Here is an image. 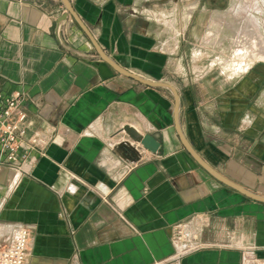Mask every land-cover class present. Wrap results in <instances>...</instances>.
Listing matches in <instances>:
<instances>
[{
    "label": "crops",
    "instance_id": "0c3cea01",
    "mask_svg": "<svg viewBox=\"0 0 264 264\" xmlns=\"http://www.w3.org/2000/svg\"><path fill=\"white\" fill-rule=\"evenodd\" d=\"M69 1L109 58L177 90L194 152L264 197V62L230 81L184 72L181 87L167 80L171 47L180 67L200 17L212 19L211 0ZM63 14L59 0H0V92L24 94L26 139H48L11 189L13 170L0 163V225L29 228L26 264H241L246 250L264 259V204L191 158L168 90L116 73L71 17L57 34ZM124 125L152 136L157 152L138 146L134 158L119 149ZM178 226L187 237L176 243Z\"/></svg>",
    "mask_w": 264,
    "mask_h": 264
},
{
    "label": "rangeland",
    "instance_id": "374dc122",
    "mask_svg": "<svg viewBox=\"0 0 264 264\" xmlns=\"http://www.w3.org/2000/svg\"><path fill=\"white\" fill-rule=\"evenodd\" d=\"M211 4L212 19H209V14L201 17L198 15L202 21V29L197 32V39L191 41V49L185 51L184 62L180 67L178 59L181 51H177L175 46L170 49L173 53L170 71L174 73V76L167 77V80L175 87H181L178 79L179 72L186 73L191 79L210 73L225 81L244 75L245 72L233 76V67L242 62L234 58L236 47L233 40L238 30L245 25L249 24L252 31L249 34L250 37H261L264 40V0H254L249 4H245L243 0H211ZM251 18L258 23L259 29L255 30L256 33L258 32L257 36L252 29ZM258 62L264 61H254L253 64ZM252 65L249 67L251 68Z\"/></svg>",
    "mask_w": 264,
    "mask_h": 264
},
{
    "label": "built area",
    "instance_id": "2783aa9c",
    "mask_svg": "<svg viewBox=\"0 0 264 264\" xmlns=\"http://www.w3.org/2000/svg\"><path fill=\"white\" fill-rule=\"evenodd\" d=\"M23 102L22 92L16 91L8 95L0 92V163L5 162L13 170L10 189L22 175L28 173L30 152L37 150L43 153L42 150L48 144V139L42 135L33 134L25 138L27 116L22 108ZM171 237L176 243L182 242L186 239V231L183 227H175ZM0 239L5 242L0 246V264H26L31 240L29 228L0 225ZM178 258L179 255H175V259ZM241 264H264V259H259L252 251L246 250Z\"/></svg>",
    "mask_w": 264,
    "mask_h": 264
},
{
    "label": "water",
    "instance_id": "95a60500",
    "mask_svg": "<svg viewBox=\"0 0 264 264\" xmlns=\"http://www.w3.org/2000/svg\"><path fill=\"white\" fill-rule=\"evenodd\" d=\"M64 8V14L58 19L57 21V34H59L60 25L67 20L68 17H71L73 21L77 24L79 29L85 34L87 39L89 40L90 44L92 45L93 49L95 50L97 56L111 67L116 73L125 76L129 79L136 81L137 83L147 86V87H154V88H163L168 90L172 97H173V107H172V115H173V125L176 131V134L181 142L182 146L186 150V152L191 156V158L199 165L205 172H207L211 177L215 180L220 182L221 184L233 189L234 191L240 193L244 197L259 203L264 204V197L257 196L252 194L245 189L239 187L238 185L232 183L231 181L227 180L219 173H217L214 169H212L209 165H207L197 153L189 146L187 141L185 140L179 124V96L177 90L170 84L164 82H157V81H149L144 79L138 75L130 73L129 71L120 67L116 62H114L111 58H109L98 43L95 41L85 24L79 18V16L74 11L71 3L69 0H59ZM122 133L125 134L127 137L126 140L122 141L118 144V148L123 150L125 153H129L131 157L136 158V155L139 154L137 147H141L143 150L148 151L152 154L156 153L159 148V143L149 134H141L135 128L124 125L121 129Z\"/></svg>",
    "mask_w": 264,
    "mask_h": 264
},
{
    "label": "bare ground",
    "instance_id": "6f19581e",
    "mask_svg": "<svg viewBox=\"0 0 264 264\" xmlns=\"http://www.w3.org/2000/svg\"><path fill=\"white\" fill-rule=\"evenodd\" d=\"M243 2H245V4H249L251 2H254V0H243ZM243 16H244V14H243ZM250 21L252 22V23L251 22L250 23L252 24L251 26H252V29L254 31L259 29L258 23L254 18H251ZM251 32L252 31L249 27V24H247L241 30H238V32H237V34L233 40L235 47H236L234 58H236L239 61H242L239 64H237L235 67H233L234 68L233 69L234 70L233 76L237 75V74H242V73L244 74V72L246 73V71L248 70V67L250 65H252L254 63V61H264V40L261 37H257V38L256 37H253V38L250 37L249 34ZM257 33L255 31V35ZM210 35H212V34L210 33Z\"/></svg>",
    "mask_w": 264,
    "mask_h": 264
},
{
    "label": "flooded vegetation",
    "instance_id": "af4514ba",
    "mask_svg": "<svg viewBox=\"0 0 264 264\" xmlns=\"http://www.w3.org/2000/svg\"><path fill=\"white\" fill-rule=\"evenodd\" d=\"M211 6H212V4H211Z\"/></svg>",
    "mask_w": 264,
    "mask_h": 264
}]
</instances>
